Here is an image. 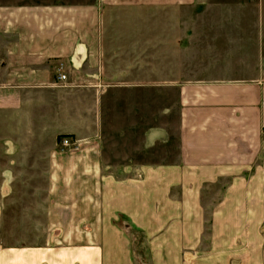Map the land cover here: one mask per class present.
<instances>
[{
  "label": "crops",
  "instance_id": "obj_1",
  "mask_svg": "<svg viewBox=\"0 0 264 264\" xmlns=\"http://www.w3.org/2000/svg\"><path fill=\"white\" fill-rule=\"evenodd\" d=\"M201 3H0V111L68 97L72 142L50 154L44 241L0 243V264H264V0ZM159 9L183 17L122 16Z\"/></svg>",
  "mask_w": 264,
  "mask_h": 264
},
{
  "label": "rangeland",
  "instance_id": "obj_2",
  "mask_svg": "<svg viewBox=\"0 0 264 264\" xmlns=\"http://www.w3.org/2000/svg\"><path fill=\"white\" fill-rule=\"evenodd\" d=\"M208 1L213 3L222 1L224 4L219 5L222 10H217L213 3L208 4ZM235 1L253 0H202L203 3L191 8L189 14L192 17L231 16L234 12L227 6ZM94 2L95 0H0V3L14 4H90ZM127 13L122 14L125 20L135 16L157 17L159 20L166 17L171 19L183 17L182 12H175V14L162 9L139 16ZM113 15L116 14L112 13ZM178 26L176 20L175 26L171 28ZM195 45L196 49L200 48L202 41L197 40ZM160 48L162 49L158 55V62L160 68H164L167 61L166 47L160 46ZM203 51L211 56L219 53L214 48H207V51ZM67 98L62 97L55 101L53 96L37 95L32 97L31 102L25 104V107L14 113L0 111V243L38 245L44 241L47 212L50 205V185L47 183L50 154L54 148L63 146L61 144L63 140H70V137L65 134L71 125V122L66 120L71 112V104ZM8 175L9 180H7ZM211 227V216H207L205 243L201 247L199 256H214V250L210 244L213 234ZM128 229L134 243V250L138 256H141L140 260L147 263L150 260V253L145 233L132 227Z\"/></svg>",
  "mask_w": 264,
  "mask_h": 264
},
{
  "label": "built area",
  "instance_id": "obj_3",
  "mask_svg": "<svg viewBox=\"0 0 264 264\" xmlns=\"http://www.w3.org/2000/svg\"><path fill=\"white\" fill-rule=\"evenodd\" d=\"M61 68H62V66H61ZM57 80L59 82L65 83L67 81L66 74L65 73L59 74L58 77H57ZM61 144L63 145L64 148H69L72 145V142H71V140L65 139V140L62 141Z\"/></svg>",
  "mask_w": 264,
  "mask_h": 264
}]
</instances>
